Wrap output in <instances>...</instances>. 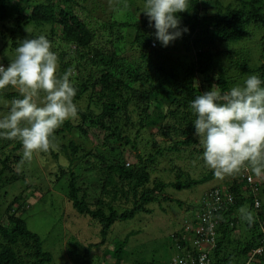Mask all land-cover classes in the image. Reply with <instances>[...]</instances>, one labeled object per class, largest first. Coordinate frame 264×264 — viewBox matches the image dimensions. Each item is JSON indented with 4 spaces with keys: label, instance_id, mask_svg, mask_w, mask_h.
I'll use <instances>...</instances> for the list:
<instances>
[{
    "label": "trees",
    "instance_id": "trees-1",
    "mask_svg": "<svg viewBox=\"0 0 264 264\" xmlns=\"http://www.w3.org/2000/svg\"><path fill=\"white\" fill-rule=\"evenodd\" d=\"M81 1L85 0H0V35H9L14 49L20 33L28 39L46 36L58 57L57 74L68 73L77 89L75 102L87 99L85 109L78 107L77 123L66 121L54 131V143L60 134L66 140L59 144L60 150L39 154L57 163L58 172L48 174L55 183L65 185L67 203L100 225V241L89 244L87 254L76 263L94 264L87 259L89 250L106 243L116 221L171 200L164 193L169 186L190 189L215 178L211 170L197 172V176L196 163L191 170L175 164L166 169L164 163L172 154L183 152L195 162L202 157L200 140L194 135L195 116L189 107L197 95L208 90L226 93L244 75L258 74L264 79V0H238L236 6L225 8L218 0L212 5L210 0H190L188 11L179 13L180 28L188 31L172 42L174 49L181 43V48L193 53L181 78L161 61L166 47L156 42L155 30L139 9H132L138 10L132 22L114 21L105 28L106 24L97 21L95 26L86 21L90 16L74 12L75 7L88 11ZM56 25L58 35L54 33ZM128 27L134 34L124 57L117 55L115 48L122 39L118 30ZM105 29L113 31V38ZM256 32L261 41L257 63L250 50H244V43ZM4 51L2 62L7 66L13 57L6 48ZM159 80L175 85L160 88ZM16 98L19 96L11 88L0 91V100ZM72 127L83 142L75 136L66 137L64 131L70 132ZM60 158L68 164L62 166ZM26 163L18 140L0 139V264H56L23 216L35 195L28 190L34 186L19 170ZM244 169L207 189L198 203L214 223V241L211 243L207 226L197 234L174 233L171 237L178 253L168 264L176 258L185 261L188 256L197 262L193 254L201 245L211 264H243L242 258L249 259L262 246V253L253 257L257 264H264V180L260 182L248 168L256 185L251 191L249 182L240 177ZM166 176L170 177L167 181ZM256 199L260 201L258 208ZM241 209L251 212L254 219L250 225L242 220ZM116 258L114 264H120L121 256Z\"/></svg>",
    "mask_w": 264,
    "mask_h": 264
},
{
    "label": "clouds",
    "instance_id": "clouds-1",
    "mask_svg": "<svg viewBox=\"0 0 264 264\" xmlns=\"http://www.w3.org/2000/svg\"><path fill=\"white\" fill-rule=\"evenodd\" d=\"M189 3L143 0L141 12L161 47L188 31L180 28L179 13L188 11ZM51 47L44 35L25 38L15 48L11 62L6 67L0 64V91L11 88L19 96L0 113V139L18 140L23 159L28 161L34 154L58 149L52 139L54 131L79 113L74 100L77 89L68 73L57 74L58 57ZM189 107L195 116L194 135L200 140L203 164L216 178L234 175L246 167L256 177H264V79L253 74L226 93L205 91ZM256 206H260L259 201ZM201 211L194 217L198 218ZM240 211L242 220L250 225L254 219L251 212ZM253 256L246 264L255 260Z\"/></svg>",
    "mask_w": 264,
    "mask_h": 264
},
{
    "label": "rangeland",
    "instance_id": "rangeland-1",
    "mask_svg": "<svg viewBox=\"0 0 264 264\" xmlns=\"http://www.w3.org/2000/svg\"><path fill=\"white\" fill-rule=\"evenodd\" d=\"M213 1H209L211 5ZM218 2L222 8L238 4V0H218ZM82 3L88 11H84L80 7H73L74 12L79 16H90L86 18V21L90 24L95 23V26H98L97 21H99L100 25L106 24L105 28L114 21L118 23L132 22L133 17L138 15V10L133 12L132 9H139L140 11L143 9V3L139 0H85ZM59 32L60 30L56 25L54 33L58 35ZM105 32L107 34L111 33L113 38L112 30L109 29ZM118 33L122 36V39L115 50L117 55L126 57L127 43L132 40L134 33L132 28L129 27L120 28ZM22 34L20 33L19 35L21 36ZM20 36L16 40L18 45L20 40L27 38V36ZM259 39V32H256L252 39L244 43V50H250L254 62L258 61L259 45L261 44ZM180 45L181 43L174 49L172 43H170L166 47L163 57H161V61L166 68L172 67L178 73L179 78L183 76L185 68L192 60L193 54L185 51ZM111 46L109 45V47ZM4 48L7 49L6 53L14 58L15 49L12 48V41L9 35H0V64H3ZM8 49L13 50L9 52ZM58 51L60 50L58 49ZM259 62L262 61L260 60ZM4 66L6 67V65ZM58 70L59 63L57 73ZM248 76L244 75L236 79L235 84L231 85L230 88L237 84H242L243 80ZM157 84L160 85V88H169L175 85H173V81L167 83L165 80H159ZM42 97L43 93L40 94V98ZM9 104V101L0 100V113L6 112ZM77 106L85 109L87 99L77 102ZM78 118L79 116L70 121L77 123ZM58 129H61V127ZM64 134L69 138L75 136L76 141L83 142L75 127H72L70 132L68 130L64 131ZM57 138L58 141L55 144L59 147L56 150H60L59 144L66 142V140L62 138V134L57 136ZM88 146L90 145L88 144ZM26 162L25 166H19V170L24 172L27 180L34 186H29V193L36 195L31 197L29 204L27 203L29 207L23 215L28 228L40 236L43 249L51 253L54 263L76 264L82 261L83 256L87 254L86 247L91 243L100 241V225L90 216L79 214L70 203H67L65 185L62 186L61 182L55 183V178L49 176L51 173L48 174V172H58L55 160H52L51 157H46V155L41 156L38 153L34 154L33 158L30 161L26 160ZM59 163L62 166H66L68 161L65 158H60ZM195 163L196 169L193 167ZM172 164L183 168L186 166L189 170L194 168L197 176H199L197 172L210 170L204 166L202 158L195 162L187 158L184 152L172 154L169 162L164 163V167L169 169ZM158 175H163V173H158ZM50 178L54 180L51 187L49 185ZM167 178L170 177L166 176V181L169 180ZM230 178L231 176H225L220 180L215 177L194 185L190 189H176L169 186L164 193L169 195L171 200H162L156 204L149 205V212L137 213L133 218L116 221L108 231L106 243L91 248L87 259H92L94 264H114L116 262L115 258L121 256L120 264H168L172 256L178 253L174 244L175 240L171 235L178 232L180 234L183 232L189 234L191 230H194V215L195 212L198 213L201 210L198 203H200L206 190L214 185L223 184V181ZM257 178L261 180L260 182L264 180V177ZM14 187L12 186L11 189ZM121 243L122 245L119 247L118 245ZM115 248L118 249L115 250ZM118 250L119 252L114 253V251ZM247 261V258H242L243 264H246ZM255 261H249L247 264H257Z\"/></svg>",
    "mask_w": 264,
    "mask_h": 264
},
{
    "label": "built area",
    "instance_id": "built-area-1",
    "mask_svg": "<svg viewBox=\"0 0 264 264\" xmlns=\"http://www.w3.org/2000/svg\"><path fill=\"white\" fill-rule=\"evenodd\" d=\"M240 177L245 178L249 182L251 191L256 189L255 188L256 187L255 181L252 178V176L249 174L248 168L244 169V171L240 174ZM257 201H259V200L258 199L255 200V208H258L256 206ZM209 203L210 202L206 203V205L208 206ZM210 218H211V216L207 213L206 214L201 213L198 216V219H199V222L197 224L198 229L197 228L195 229V234H197L201 228L207 226L206 229L208 230V235L211 237V243H212L214 241L215 231L213 230L214 229V223L210 222ZM262 225L264 227V222ZM196 240H197V238L195 239L194 242L198 243V241H196ZM262 250H263V247H259V248L255 249L252 253V256L254 254H261ZM193 256L196 257L197 262L193 259L194 257L188 256L189 258L185 261H184V259H177V258L173 259L171 264H211V261L208 257V251L205 250L203 245L200 246L198 252L195 255L193 254Z\"/></svg>",
    "mask_w": 264,
    "mask_h": 264
}]
</instances>
